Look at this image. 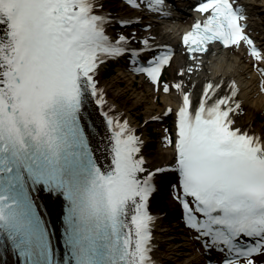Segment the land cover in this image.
Listing matches in <instances>:
<instances>
[{
    "label": "snow or ice",
    "instance_id": "6c2138e0",
    "mask_svg": "<svg viewBox=\"0 0 264 264\" xmlns=\"http://www.w3.org/2000/svg\"><path fill=\"white\" fill-rule=\"evenodd\" d=\"M127 3L173 18L167 0ZM193 7L202 18H194L182 43L194 62L197 52L220 42L242 49L264 75V38L251 34L243 0H197ZM144 20L114 17L102 0H0L5 258L11 254L20 264H159L152 255L156 215L150 202L163 192L182 210L209 264L213 254L214 264H264V131L237 122L242 105L234 80L205 81L194 100L195 85L186 82L193 67L172 68L173 48L155 44L154 35L125 31L133 24L151 31L154 25ZM114 24L120 25L115 34ZM121 59L158 91H175L178 108L155 117H172L161 138L169 154L153 155L146 134L108 104L101 69ZM165 70L178 74L161 83ZM97 140L103 143L99 154ZM41 192L60 202L59 233L47 208L41 209Z\"/></svg>",
    "mask_w": 264,
    "mask_h": 264
},
{
    "label": "bare ground",
    "instance_id": "6f19581e",
    "mask_svg": "<svg viewBox=\"0 0 264 264\" xmlns=\"http://www.w3.org/2000/svg\"><path fill=\"white\" fill-rule=\"evenodd\" d=\"M102 2L104 10L114 17L127 19L142 16L141 12L129 6L128 3H125V0H102ZM243 2L248 5L247 16L251 20H248L247 24L250 32L255 37L264 38V24L262 25V22L258 20L259 18L264 20V0H243ZM149 21L154 25L149 32H145L140 24L129 25L125 31L132 32L135 30L141 35H154L155 44H166L173 48L172 68L178 70L185 66L193 67V71L187 74L186 82L190 80L195 85L194 100L199 98L201 87L205 81L224 82L227 84L230 79L234 80L239 89L238 99L242 105L241 114L238 116L237 122L257 134L264 131V127L256 123L259 117L264 119V75H261L251 65L250 61L243 56L242 49L234 50L232 47L225 49L219 45H211L207 52L195 54L198 61L196 63L193 61L192 54L186 52L182 43L183 35L179 33V30L163 28L159 24L153 23L148 17H145L144 22L147 23ZM193 21L194 16H188L186 24L190 26ZM110 30L115 34L116 31L120 30V25L114 24ZM118 62L121 67H130L125 59H121ZM171 73L170 79L178 74L173 71ZM103 76L104 72L101 69L99 79L101 80ZM135 81V75L124 70L114 79L100 82V86L107 94L108 104L115 105L114 113L123 114V118L127 119L131 126L139 128L140 125L135 122L131 112L145 102L150 101L151 105L147 107L146 120L143 126L155 124L163 129V132L165 130L170 131L167 127L168 125L165 124L167 115L161 120H157L155 117L164 113L167 107L178 108L179 100L175 91L173 90L170 94H166L162 90L158 91L151 84L145 83L135 88ZM124 84H127V86L124 87ZM128 91H132V96L121 99ZM189 91H192V89L190 88ZM93 115L95 116L97 113H93ZM100 130L102 135L103 125H100ZM93 131L95 132L96 130L93 129ZM145 138L146 142H148L146 135ZM96 143L98 144L96 151L99 154L103 150V143L99 140ZM170 152L171 149L161 142L160 148L152 152V154L163 156ZM101 159H103V156H101ZM167 180L175 183L174 176H168ZM166 196L168 197L167 194ZM38 198L47 208L51 224L58 233L59 225L57 222L62 214L60 202L54 196H49L44 192H41ZM171 204L175 210L180 209L174 203ZM154 214L156 219L154 220L155 239L153 247L155 251L153 254L159 264H202L203 252L199 242L193 238L192 233L182 225V228L172 233L162 225L163 210L155 211ZM200 252L201 255L198 254ZM17 262L11 254H8L6 258L0 257V264H17Z\"/></svg>",
    "mask_w": 264,
    "mask_h": 264
},
{
    "label": "rangeland",
    "instance_id": "374dc122",
    "mask_svg": "<svg viewBox=\"0 0 264 264\" xmlns=\"http://www.w3.org/2000/svg\"><path fill=\"white\" fill-rule=\"evenodd\" d=\"M259 21L262 22V25L264 24L263 19L259 18ZM119 66H120V64L118 62L115 65H112V64L104 65L102 67V71L104 72V76L102 77L101 81L112 80V79H114V77L119 75L120 74L119 69H118ZM113 67H115L116 72H115V70L112 69ZM110 69H112V70H110ZM171 75H172L171 70L165 71V76H164L165 82L168 79H170ZM142 84H144L143 81H141V80L136 81L135 82V88L140 87V85H142ZM126 86H127V84H124V87H126ZM131 96H132V91H128L127 93L124 94V96L121 97V99L122 98H129ZM149 105H151L150 101L145 102L143 105L134 109L131 113L134 116L135 122L140 125V127L138 129L142 130L147 136V139H148L147 144H148L149 150L151 152H154L160 148V145L162 142L161 138H162V135L164 132H163V129L157 127L155 124L143 126V124L145 123V120H146L145 119L146 110H147V107ZM256 123L259 124L261 127H264V119L262 117H259L256 120ZM165 124L171 125L170 127L172 128V117H171V115H167ZM154 201H155V210L156 211L163 210V212H164L163 223H162V225H164V228H166L168 231H170L172 233L176 232L178 229H180V222L178 219L180 217V210L179 209L175 210L173 208V206L170 202V199L165 195V193H163V192L159 193L158 197H156V199ZM157 201H162V202H160L158 204ZM157 204H158V206H156ZM184 261H185V259H184ZM186 262H187V260H186ZM202 264H207V262L205 261V258H204Z\"/></svg>",
    "mask_w": 264,
    "mask_h": 264
}]
</instances>
